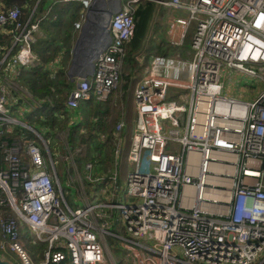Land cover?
Here are the masks:
<instances>
[{
    "label": "built area",
    "instance_id": "built-area-1",
    "mask_svg": "<svg viewBox=\"0 0 264 264\" xmlns=\"http://www.w3.org/2000/svg\"><path fill=\"white\" fill-rule=\"evenodd\" d=\"M79 1L85 10L91 4ZM104 1L101 12L117 6ZM119 1L106 26L110 41L93 73L75 79L69 107L91 91L104 101L119 84L143 0ZM154 1L179 11L168 19L171 44L182 45L194 29L190 56L149 60L133 91L125 179L116 167L91 177L92 161L78 170L70 157V201L48 172V151L47 157L32 139L13 133L16 126L33 131L11 110L31 99L14 69L38 62L31 44L39 26L23 25L18 8L0 12V32L6 24L18 30L12 68L0 59V251L16 264H119L121 254L109 244L129 264H254L264 256V0ZM222 64L260 79L257 97L223 93ZM123 124L114 131L115 158ZM27 243L45 248L31 254Z\"/></svg>",
    "mask_w": 264,
    "mask_h": 264
},
{
    "label": "trees",
    "instance_id": "trees-1",
    "mask_svg": "<svg viewBox=\"0 0 264 264\" xmlns=\"http://www.w3.org/2000/svg\"><path fill=\"white\" fill-rule=\"evenodd\" d=\"M152 1L146 7L140 6L141 1L134 12V36L125 47L119 89L114 101L112 96L104 102L98 101L91 91L89 98L78 100L75 109L71 110L67 101L75 83L71 81L67 71L71 60V47L76 38L73 24L78 19L81 3H63L60 0H0V12L18 8L19 21L23 25L37 22L42 33L31 44V51L39 63L18 68L16 82L19 88L31 97L29 105L36 106L28 114V119L46 140L52 157L58 156L57 147L62 145L53 141V137L56 132L63 131L67 133V142L79 167L85 160L91 159L97 164V169L111 168L115 145L112 131L122 114L127 111V120L122 128L125 149L120 167L121 178L124 176L125 154L130 145L132 129L133 89L143 73L141 65L143 62L147 63L152 56L169 57L182 54L186 42L190 43L193 35V30H189L180 46L161 37L150 36L144 46L143 41L151 23L156 24L159 21V17L153 15ZM17 32L18 30L9 24L0 32V58L6 51L9 54L5 60L16 54L18 48L13 45V41ZM52 64H56L53 70L50 68ZM6 66L8 67V64ZM26 103L28 104V100ZM13 133L16 136L36 138L33 133L22 127H18ZM12 136L6 137L8 141L12 140ZM35 142L43 148L38 139H35ZM1 239L3 238L0 236ZM26 248L33 254L42 251L45 244L27 243Z\"/></svg>",
    "mask_w": 264,
    "mask_h": 264
},
{
    "label": "crops",
    "instance_id": "crops-1",
    "mask_svg": "<svg viewBox=\"0 0 264 264\" xmlns=\"http://www.w3.org/2000/svg\"><path fill=\"white\" fill-rule=\"evenodd\" d=\"M61 2H63V3H68V2H73V1H79V0H72V1H62V0H60ZM80 2V1H79ZM81 3V2H80ZM81 5H82V3H81ZM164 8H167V7H164ZM170 9V12L169 13H164V14H162L161 16H162V19L164 20V23H163V27H162V29H161V31H160V34H159V36H158V38L160 37V35H164L165 37H164V39L163 40H166L167 42H169V36H167V20L169 19V17H170V15L171 14H177V13H179V11L178 10H172L171 8H169ZM81 14H83L84 15V17H85V15H86V10H85V8L83 7V5H82V8H81V10H80V13H79V16H78V19L76 20V21H78L79 19H80V15ZM75 21V22H76ZM83 21L84 20H82V23H81V25H83ZM74 22V23H75ZM37 23V22H36ZM38 24V23H37ZM74 25V24H73ZM79 31H80V29H76L75 27H74V32H75V34H76V36H77V34L79 33ZM42 35V33H41V30L39 29V31H38V34H37V36H41ZM36 36V37H37ZM76 39V38H75ZM75 41V40H74ZM74 41H73V44H74ZM73 44H72V47H73ZM13 45H14V43H13ZM72 47H71V49H72ZM33 53V52H32ZM181 53H182V55H186V57H189L190 56V45L187 47H185V49H183L182 51H181ZM8 54H9V52L8 51H6V52H4L3 54H2V57H7L8 56ZM34 54V53H33ZM36 56V55H35ZM1 57V58H2ZM170 57V56H169ZM0 58V59H1ZM38 59V58H37ZM8 61V62H7ZM10 61H11V57H9L8 59H4V62L6 63V64H8V66L10 65ZM71 61V60H70ZM3 62V65L5 66L6 64ZM39 63V60H38V62L36 63V64H38ZM35 64V65H36ZM2 65V66H3ZM54 65H56V64H52L51 65V69L53 70V67H54ZM69 65H70V63H69ZM28 66V65H27ZM10 67L12 68V65H10ZM20 67H23V66H19V67H16L14 70H16V75H15V81H16V77H17V74H18V68H20ZM68 68H69V66H68ZM4 71V70H3ZM144 71V70H143ZM68 72V71H67ZM0 76H1V74H0ZM90 76V75H89ZM2 77V76H1ZM72 81V80H71ZM73 82V81H72ZM17 83V82H16ZM18 84V83H17ZM135 87V86H134ZM114 91V90H113ZM112 91V92H113ZM133 91H134V89H133ZM111 92V93H112ZM95 95V94H94ZM111 95V94H110ZM110 95H109V97L108 98H110ZM96 97V96H95ZM89 98V97H88ZM107 98V99H108ZM97 99V98H96ZM106 99V100H107ZM98 100V99H97ZM106 100H104V101H106ZM99 101V100H98ZM104 101H101V102H104ZM17 104H21L22 105V107L23 108H26V109H28L29 110V113H31L34 109H35V107L36 106H34V107H32V106H30L29 104H25V103H23V101H17L14 105H13V107H12V110L14 109V106L15 105H17ZM38 106V105H37ZM67 106H68V103H67ZM23 108H21V112H22V114H23ZM68 108H70L71 110H73V109H75V108H72V107H69L68 106ZM12 110H11V116H12ZM132 110H133V115H132V113H131V115H132V127H134V125H135V122H136V110H135V101L133 102V104H132ZM126 111V110H125ZM127 112V111H126ZM124 113V120H125V123H126V120H127V113ZM13 118H15V119H17L16 117H14V116H12ZM72 118H74V117H72ZM121 119V118H120ZM18 120V119H17ZM19 122H21V123H23V124H25L26 126H28V127H30L31 129H33V131L32 130H30V129H26V128H24V127H22V128H24V129H26V130H28V131H30L31 133H33V135L36 137L35 139H38L39 140V142L41 143V145L43 146V148H41V147H39V145L35 142V139L34 138H30V139H32L34 142H35V144L41 149V151L44 153V155L45 156H47L48 157V155H47V151H48V153H49V155H50V157H51V162H47V169H48V172H49V174H50V176L52 177V178H54L55 176L57 177V179L59 180V184L61 185V188H62V193H63V195H64V198L67 200V201H70V184H71V182H70V176H68V173H71L72 171H71V168L69 169V172H68V169H67V167H66V162H64L63 160H61L60 158H59V156L60 155H58L57 156V158L59 159V161L61 162V164H62V175H63V179H64V184H65V189H66V191L68 192V194H67V196H65V193H64V189H63V187H62V184H61V180H60V178H59V175L57 174L58 172H57V170H56V167H55V162H54V159H53V157L51 156V153H50V151H49V148H48V145H47V142H46V140L43 138V136L40 134V132H38L34 127H32L31 126V123L29 122V119H28V122H29V124L27 123V122H24V121H20V120H18ZM120 121V120H119ZM118 121V122H119ZM117 122V123H118ZM18 127H20V126H16L14 129H15V131H16V129L18 128ZM114 131H115V128L113 129V137H114V143H115V145H114V149H113V159H114V161H113V164H112V167L110 168H107V169H97V164L95 163V161L94 160H91V159H88V160H85L84 162H83V164H82V166L80 167V170L83 168V166H84V164L87 162V161H92V163H93V168H92V170L90 171V176L91 177H94V176H97V175H99V176H104V175H106V174H108L111 170H113L115 167L117 168V170H118V173H119V179H120V181H123L124 179H125V176H126V173H127V153H128V150H129V147L127 148V152H126V154H125V168H126V170H125V173H124V176L121 178V170H120V167H121V157L123 156V153H122V150H121V152H120V154H119V156L117 157V158H115V155H114V152H115V148L117 147V139L115 138V136H114ZM65 132H63V131H59V132H56L55 133V135H54V137H53V141H57V142H60V144H62L63 146H64V148L66 149V153H65V155H63V157H64V159H68V157H67V155H71L72 154V159H73V161H74V163L78 166V164H77V162L75 161V158H74V155H73V153L71 152L70 153V151H69V149H70V146H69V144H68V142H67V137H66V135H67V133H65ZM61 134H63L64 135V137H60L61 136ZM120 134H121V136H123V139H124V141H123V145H122V149H124L125 148V136L124 135H122V132H120ZM13 135V134H12ZM59 136V137H58ZM12 137H16V136H12ZM131 143V142H130ZM68 144V145H67ZM130 146V145H129ZM87 184V190H86V192L87 193H89L90 192V187L92 186V184H89V183H86ZM254 264H264V256L263 257H261V258H259V259H257L256 261H255V263Z\"/></svg>",
    "mask_w": 264,
    "mask_h": 264
},
{
    "label": "rangeland",
    "instance_id": "rangeland-1",
    "mask_svg": "<svg viewBox=\"0 0 264 264\" xmlns=\"http://www.w3.org/2000/svg\"><path fill=\"white\" fill-rule=\"evenodd\" d=\"M152 0L150 1H142L140 6L142 7H146L149 5V2H151ZM153 3V6H154V12H153V15L154 16H158L159 17V21L156 23V24H153L151 23L150 27H149V30L147 31V36L144 38V46L146 45L147 43V39L150 38V36H155V37H158L159 34H160V31L163 27V23H164V20L162 19V14L164 13H169L170 12V9L169 8H164L163 6L161 5H158L157 3L154 2V0L152 1ZM175 14H171L170 15V18L175 16ZM168 20H167V36H169L170 34H168ZM193 31L194 29L191 28ZM160 37L162 39H164V35H160ZM186 46L188 47L189 46V42H186ZM153 57V56H152ZM150 57L149 60L152 58ZM149 60L147 63L143 62L142 65H141V69L142 70H145L149 67ZM221 81H222V84H223V93H226L227 95H230V96H234V97H239V98H243V99H255L258 95V93L261 91V89L263 88V85H262V82L260 79L256 78V77H252V78H249L247 77L245 74H242V73H238L236 71H233L231 69H228L225 67L224 64H222L221 66ZM119 85V84H118ZM117 85V87L114 89V91L111 93L110 97L112 99V101H114V97L116 96V91L119 89V86ZM21 108L22 105L21 104H17L14 106V109L12 110V116L16 117L18 120L20 121H24V122H28V114H29V110L26 109V108H23V114L21 112ZM131 113L133 115V110H131ZM120 121H123V126L122 128L124 127L125 125V120H124V113L122 114L121 116V119ZM117 125V124H116ZM116 125H115V128H116ZM33 127V125H31ZM122 128L121 130L119 131L122 132ZM132 130H133V127L131 129V138H132ZM59 137V136H58ZM60 137H64L63 134H61ZM131 138H130V142H131ZM131 144V143H130ZM130 147V146H129ZM125 149V148H124ZM124 149H121L122 150V153L124 152ZM52 150V149H51ZM70 151V149H69ZM57 152H58V155L59 158L61 160H63L64 162H66V167L68 169H70V165L68 164V159L70 157H72V154L69 156L67 155L68 159H64L63 155H65L66 153V149L64 148L63 145H60L57 147ZM71 153V151H70ZM54 159V162H55V167H56V170H57V174L59 175V178L61 180V184H62V187L64 189V193H65V196H67L68 192L66 191L65 189V184H64V179H63V175H62V164L61 162L59 161V159L57 157H53ZM78 170H80V167L77 166ZM110 245V248L112 249L113 252L117 251L119 252L121 255H120V262L119 264H129L130 263V257L126 254L123 253V250H120L118 248H116L115 245L113 244H109Z\"/></svg>",
    "mask_w": 264,
    "mask_h": 264
},
{
    "label": "water",
    "instance_id": "water-1",
    "mask_svg": "<svg viewBox=\"0 0 264 264\" xmlns=\"http://www.w3.org/2000/svg\"><path fill=\"white\" fill-rule=\"evenodd\" d=\"M100 5L104 6L105 1L91 0L89 8L86 9L83 25L71 49V61L67 73L74 83L76 78H84L93 73L95 58L106 48L110 41L106 26L112 13L118 9L120 1L117 0L115 9H108L103 19L102 17L99 18L102 14ZM102 22L107 24L105 23L104 26ZM0 264H16V262L0 251Z\"/></svg>",
    "mask_w": 264,
    "mask_h": 264
},
{
    "label": "bare ground",
    "instance_id": "bare-ground-1",
    "mask_svg": "<svg viewBox=\"0 0 264 264\" xmlns=\"http://www.w3.org/2000/svg\"><path fill=\"white\" fill-rule=\"evenodd\" d=\"M107 12H108V10H104V11L102 12V14L99 16V18L102 17V19H103V18L105 17V15H106ZM105 23H106V22H102V25L105 26V25L107 24V23H106V24H105Z\"/></svg>",
    "mask_w": 264,
    "mask_h": 264
}]
</instances>
